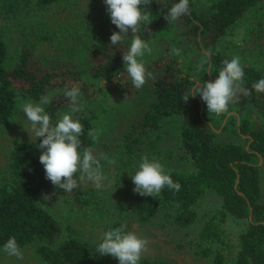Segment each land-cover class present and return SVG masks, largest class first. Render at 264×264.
Masks as SVG:
<instances>
[{
	"label": "trees",
	"instance_id": "16d2710c",
	"mask_svg": "<svg viewBox=\"0 0 264 264\" xmlns=\"http://www.w3.org/2000/svg\"><path fill=\"white\" fill-rule=\"evenodd\" d=\"M76 1L0 0V20L12 23L28 12L29 5L45 11ZM99 1L89 0V4L96 7ZM177 2L152 0L147 11L153 21L147 26L141 23L136 35L150 43L153 32L163 29L171 36L173 49H178L179 39L187 42L184 51L188 55H172L167 46L146 65L153 78L140 89L119 73L124 70L123 52L128 50L132 36L130 32L121 44H111V35L120 30L111 22L110 13L100 19L97 42L90 46L80 43L82 52L76 62L48 63L34 55V42H51L59 35L57 30H49V25L41 26L39 32L30 26L34 42H22L11 60L9 33L0 27V128L12 122L20 103L38 102L42 95L52 93L50 107L72 115L84 126L80 137L84 147H92L100 155L96 151L98 141L87 135L90 129L106 134V140L114 143L103 154L123 169L117 176L125 182H129V175L122 172L124 168L131 170L145 151L163 155L166 135H171L186 163L184 168L167 170L173 181L180 183V191L166 186L153 198L133 190L125 206L119 204L120 209L130 210L144 224L171 208L173 223L186 228L196 224L197 205L213 193L220 202L201 217L192 241L194 255L207 264H264V93L252 89L253 83L264 78V0H213L208 14H197L190 0L189 13L168 23L164 15ZM254 8H261L263 13L252 24L242 47L247 56L241 62L243 85L251 91L248 98L252 107L215 114L208 111L200 96L185 103L183 98L190 96L197 84L215 82L222 62L233 58V47L222 46L220 40ZM104 79L105 88L100 86ZM71 83H77L83 94L79 112L71 111L70 101L63 94L64 86ZM113 93L117 104L108 102ZM218 130L234 134L239 141H218ZM40 143L42 140H14L10 147L7 175L0 176V249L14 236L21 249L35 244L39 264H113L94 254L78 230L62 223L49 209L66 192L46 179L39 160ZM107 164L101 161L102 168ZM45 195L50 198L43 200ZM81 201L86 205L90 200L84 197ZM229 219L240 227L235 250L223 248L227 247L223 231ZM113 227L117 228V223ZM139 264L171 263L141 258Z\"/></svg>",
	"mask_w": 264,
	"mask_h": 264
},
{
	"label": "rangeland",
	"instance_id": "374dc122",
	"mask_svg": "<svg viewBox=\"0 0 264 264\" xmlns=\"http://www.w3.org/2000/svg\"><path fill=\"white\" fill-rule=\"evenodd\" d=\"M212 1L192 0V7L197 14H208L211 11L210 6ZM27 8V13L20 14L19 18L10 24H4L0 20V27H5L9 33V58L11 60L14 59L13 56H15L22 42H34V36L32 37L30 34V26L36 27L35 31L39 32L41 26L46 27L49 25L48 29L57 30L59 35L53 37L51 42H34V55L48 63H53L54 60L76 62V58L82 52L79 50V45L82 46L80 43H83L85 46H90L97 42L96 33L100 28V19L103 15L109 13L105 0L97 2L96 7H93L91 3L89 4V0H78L73 5H61L59 7L45 9V11L34 10V6L30 5ZM262 13L261 8L252 9L249 14L242 17L233 27L228 29L225 36L220 40L222 46L228 44L233 47L231 49L232 56H239L241 62L247 56L242 47H244L247 41L248 33L254 20L260 17ZM167 33L163 29L153 32V37L150 42L153 51L150 56H145L148 62L147 65L158 58L161 51L166 49L167 46L172 55H178L180 53L185 57L187 52L185 53L184 49L187 42L179 39L178 49H173L174 45L169 43L171 36ZM190 57L193 59L195 56L191 54ZM116 99L117 96L113 93L110 99H108V102L117 104L118 99ZM23 103L25 102L19 104L12 122L0 128L1 177L7 175V156L13 141H31L30 135L26 131L28 130L30 132V124L26 120V115L21 110ZM241 106L252 107L248 97L241 95L239 103L230 104L227 112H233ZM46 110L52 115L53 121L56 120V115L64 114L52 109L50 105L47 106ZM98 134L96 151L97 154H103L108 149H111L114 143H110L108 138L106 140V134L100 132ZM166 137L163 145V155H157L151 151H145V155L149 159L155 158L161 162L167 170L184 168L186 166L185 158L176 148L171 135H166ZM34 139H36L35 136L32 137V140ZM216 139L227 142L239 141V138L234 134L221 130L216 132ZM111 160L113 159L111 158ZM140 162V159L134 161L131 170L124 168V171H122L128 173L129 182H125L117 176V172L123 170L120 166L115 163H108L106 167H103V170L106 175L114 177V183L111 186L96 189L91 182L86 181L80 188L74 189L71 194L66 192L63 197L51 204L49 209L56 214L62 223L73 225L78 230L80 238L89 244L94 254L113 264H119V260L111 255L101 256L95 252L94 248L102 241L103 234L106 231L114 229V223H117V227L125 224L127 225V230L135 231L139 236L148 239V251L143 254L142 258L163 259L171 264H207V260L194 255L192 249L194 244L192 241L195 239L201 226L202 215L206 211L216 208L220 202V198L213 193H208L197 205L196 212L198 213V220L191 227H177L172 220L173 210L171 208L161 211L149 223L142 224L137 221L135 215L130 210L125 209V207L124 209H120L119 205L126 203L125 201L128 200L129 192H132L135 188L131 176L138 170ZM74 178L78 179V177ZM84 197L87 201L90 200L86 205L81 201ZM261 200L264 202V188L262 189ZM239 230L240 227L232 219L226 222L223 231L224 239L227 243V247H223L225 250H235L236 236ZM34 246L35 244L31 243L21 249L23 259L8 256L3 251V248H1L0 264H39L34 253Z\"/></svg>",
	"mask_w": 264,
	"mask_h": 264
},
{
	"label": "clouds",
	"instance_id": "9594fccd",
	"mask_svg": "<svg viewBox=\"0 0 264 264\" xmlns=\"http://www.w3.org/2000/svg\"><path fill=\"white\" fill-rule=\"evenodd\" d=\"M110 13L111 22L120 30L110 37L112 45H119L131 32V43L127 51L123 52L124 70L119 72L121 76L130 79L136 89L142 88L148 80L153 78V73L148 71L145 56L152 54V46L149 42L136 35L141 31V23L149 25L151 12L147 8L152 0H105ZM190 11V0H179L173 4L164 15L168 23L177 21ZM223 67L219 70L215 82L206 81L197 84L190 96H185L186 103L189 98L200 96L206 103L210 113L222 114L228 111L229 105L239 103L240 96L248 97L251 91L243 85L244 66L239 56L230 60H224ZM204 67L203 64L200 65ZM106 80L100 82L105 88ZM255 92L264 93V78L252 84ZM64 96L70 101L71 111L82 110L81 100L83 94L77 83L65 85ZM52 93L42 95L38 102H25L21 110L30 124L31 138L42 140L38 145L41 150L40 163L44 166L46 179L53 185L71 194L84 182H91L96 189L111 186L114 177L105 174L101 161L109 164L115 161L106 155H96L92 147H84L80 137L84 134V126L72 115L64 113L56 115L53 121L52 115L46 110L53 101ZM88 137L92 141H98V132L95 129L88 130ZM74 177H78L74 178ZM135 184L134 192L141 196H158L167 186L176 192L180 191L179 182H174L165 166L155 158L149 159L147 155L141 158L138 170L131 176ZM50 197L45 195L43 200ZM149 241L139 236L135 231L127 230V225L106 231L102 241L94 248L101 256L111 255L119 260V264H139L143 254L148 251ZM3 251L8 256L23 259L21 248L13 236L3 246Z\"/></svg>",
	"mask_w": 264,
	"mask_h": 264
}]
</instances>
